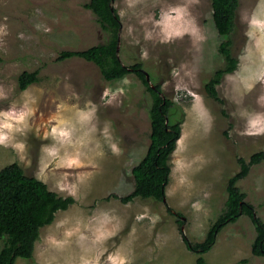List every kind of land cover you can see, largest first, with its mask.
Masks as SVG:
<instances>
[{
	"label": "rangeland",
	"instance_id": "obj_1",
	"mask_svg": "<svg viewBox=\"0 0 264 264\" xmlns=\"http://www.w3.org/2000/svg\"><path fill=\"white\" fill-rule=\"evenodd\" d=\"M87 2L0 0V26L7 25L8 32L7 36L0 37V57L5 60L0 62V86L8 95L7 100H0V110L6 111L13 104L17 109L27 104L34 110L29 120L31 131L26 136L17 137L27 144L26 161L21 163L10 148H0V169L17 162L25 174L37 177L41 159L44 163L49 160L41 148L51 146L53 141L42 137L51 127L49 119L57 113V105H64L60 116L72 122H75L77 110L87 111L91 106L96 108L92 120L96 132L91 136L92 143L81 149L85 167L57 168V162L53 161L43 179L51 191L62 197H71L56 188L58 182H63L65 174L69 184L77 183L76 177L80 174L91 176L78 185L75 203L66 210L58 211L55 220L41 228L33 258H18L15 264H79L81 256L91 258L103 248L107 251L100 264H107V255L116 253L118 249L131 264H197L199 255L187 248L183 235L193 243L205 239L223 211L228 181L240 169L238 159L248 161L252 154L264 151V136L239 134L245 129L248 114L264 112V105L257 103L258 98L264 95V85L256 83L250 92L244 86V82L252 83L249 77L259 64L255 37L250 39L246 35L250 31L247 21L253 15H264V0H239L232 35V49L239 63L238 68L225 74L217 85L222 102L206 92V83L224 65V58L218 50L221 37L213 22L212 0H199L198 4L190 7L205 39L194 41V38L185 35L183 39L170 43L160 42V29L154 25L160 20L162 12L185 3V0L114 1L117 12H125L123 17L119 14L120 60L126 65L141 62L152 77L151 83L160 84L163 95L173 101L178 99L175 104L178 106V117L182 118L178 141L182 134L187 135L183 150L178 151L176 144L173 152L176 155L172 153L170 156L171 173L164 202L138 197L128 203H123L119 197L133 190L132 167L145 156L150 144L151 96L135 73L107 81L94 62L78 56L58 60L63 51L84 50L108 40L93 12L85 6ZM128 3L133 6L129 7ZM46 28L50 31L46 32ZM147 32L152 34L149 40L145 39ZM21 33L23 39L18 38ZM143 51L147 52L146 59L142 56ZM174 70L179 72V76L173 75ZM24 71H39V80L22 90L18 78ZM186 72L190 75H185ZM177 85L181 89L179 92L176 91ZM185 87L203 97L204 108L212 117L210 132L205 133L206 122L200 121L197 110L193 109L192 97L183 90ZM106 89L110 90L111 104L102 99ZM120 89L124 94H116L112 98V94ZM106 126L110 130L111 141H105L101 135ZM82 131L77 135H82ZM97 141L102 146L103 158L96 156ZM109 143L118 145L121 150L119 156L112 154ZM197 156H202L204 162H196L183 173L192 186H179L177 180L180 173L173 176V161L192 162ZM93 164L97 167H92ZM239 185L245 201L253 205L256 216L264 222V162L252 166ZM205 193L209 194L207 199ZM196 201H201L204 206L200 212L192 208ZM105 215L115 218L106 227H118L119 231L103 248L92 247L90 240L81 244L76 236L62 250L50 248L45 243L49 236L63 240L64 231L76 227L78 223L81 232L91 237V232L83 226L98 227ZM141 215L148 218L138 221L137 217ZM178 219L183 221L182 225ZM62 221L65 222L64 227L57 228ZM256 235L252 219L242 215L217 233L215 244L204 255L206 264H264V256L252 253ZM2 247L3 242L0 241V249ZM41 253L42 256L39 255Z\"/></svg>",
	"mask_w": 264,
	"mask_h": 264
},
{
	"label": "trees",
	"instance_id": "obj_2",
	"mask_svg": "<svg viewBox=\"0 0 264 264\" xmlns=\"http://www.w3.org/2000/svg\"><path fill=\"white\" fill-rule=\"evenodd\" d=\"M114 1L88 0L85 5L93 12L99 27L108 35V40L84 50L63 51L58 60L78 56L94 62L107 81L122 79L127 74L135 73L146 86L151 96L150 144L145 156L132 167L133 190L119 198L123 203L138 197L164 202L171 173L170 156L176 149L181 135L182 118L178 117V106L175 102L163 95L161 85L155 84L154 88L149 85L146 79L147 71L141 62L126 65L120 60L117 47L121 21ZM212 8L213 22L221 37L218 50L224 58V65L218 68L206 83V92L210 97L222 102L217 85L225 74L234 72L239 63L232 49L239 0H212ZM4 61L0 57V62ZM38 73L39 71H24L20 74L18 78L20 88L24 90L38 82ZM238 162L240 169L230 177L226 187L227 200L223 211L208 230L205 239L193 243L183 235L187 248L199 255L197 264H206L204 255L215 244L217 233L244 214L252 219L257 231L252 253L264 256V222L256 216L253 205L245 201L244 192L239 185V182L248 176L252 166L264 162V151L252 154L248 161L239 158ZM112 196L118 198L116 194ZM73 203H75L73 197L59 196L37 177L25 174L17 162L0 169V241L3 242L0 249V264H15L18 258H33L41 228L51 224L58 211L68 209ZM176 215L181 217L180 213ZM178 223L182 225L183 221L178 219Z\"/></svg>",
	"mask_w": 264,
	"mask_h": 264
},
{
	"label": "clouds",
	"instance_id": "obj_3",
	"mask_svg": "<svg viewBox=\"0 0 264 264\" xmlns=\"http://www.w3.org/2000/svg\"><path fill=\"white\" fill-rule=\"evenodd\" d=\"M199 0H185V3L177 5L175 7H169L166 12H162L160 20L156 21L154 27L159 28V35L161 36V43H170L176 39H183L185 35H188L191 38H194V41H203L205 37L200 34V30L196 25L195 18L190 12V7L193 4H198ZM129 7H132V3H128ZM121 17L125 15L124 11L119 13ZM248 27L250 29L246 35L252 39L255 37V48L259 53V64L258 68L254 74H252L249 79L252 83L244 82V86L247 91H251L256 83L264 85V15L256 16L253 15L251 19L247 21ZM45 31H50V29H45ZM132 29L129 28V33ZM7 25L0 26V37L7 36ZM20 39H23V34H19ZM152 38V34L147 32L145 34V39L149 40ZM143 58H147V52H142ZM184 67L183 65L181 66ZM174 76H179V72H173ZM185 75H190V73H185ZM125 84L128 83L127 80L124 81ZM192 97L193 109L197 110L198 117L200 121L206 122L204 131L208 133L211 131V122L212 117L208 113L207 109L203 105V97L197 95L196 93L190 91L185 87L183 89ZM176 91H181L180 86L177 85ZM116 94L123 95V90L120 89L117 93L112 94V98ZM110 90L106 89L103 93L102 99H106L108 104H111L112 99L109 98ZM8 95L3 86H0V100H7ZM178 102V99L174 100ZM258 104L264 105V95L260 96L257 100ZM64 109V105H57V113L50 117L49 124L51 127L49 130L44 132L43 139H51L53 144L51 146H42L41 152L45 154L49 160L48 163L43 162L41 159L40 172L37 175V179L41 180L44 183H47L43 179L44 173L53 161H56L57 168L63 169H80L85 167V164L81 157L83 153L82 148L88 147L92 143L91 136L96 132L95 125L92 124V120L95 117L96 108L91 106L90 110H77L75 122L66 120L60 116V112ZM34 115V110L28 107L27 104L23 108L17 109L15 104L10 106L6 111L0 110V148L11 149L17 154L21 163H24L27 159V144L24 140L17 139L18 136H26L29 131H31L29 120ZM246 126L243 132L239 133L242 136L248 137H257L264 136V112L248 114L246 116ZM89 125H91L89 127ZM79 126V127H78ZM86 129V130H84ZM83 130V131H82ZM39 131V129H37ZM82 131V135H77L78 132ZM101 135L105 141H111V134L109 128L106 126ZM187 138L186 134H182L181 139L177 142L178 151L183 150L184 141ZM110 150L113 155L119 156L121 150L116 143H109ZM69 149L71 151H69ZM96 156L103 158L104 152L102 150L101 144L97 141L95 143ZM63 151V155H61ZM175 156L176 153H173ZM203 161L202 156H197L192 162H185L183 160H174L173 176L177 173H180L177 183L179 186L183 187L188 185L191 187V181L183 173L191 169L193 164L196 162ZM28 161V165H30ZM206 163V162H205ZM92 167H97L93 164ZM200 169H197L199 171ZM91 174H87V177H90ZM84 174H80L76 177L77 183L69 184L67 183L68 176L65 174L63 182H58L56 188L59 192L67 194L74 199L77 197L78 185L83 183L87 178ZM208 193H205V199L208 198ZM203 204L201 201H196L192 204V208L196 212L203 210ZM148 218L147 215H141L137 217L138 221H142ZM115 219L109 218L105 215L103 221H101L98 227L92 228L89 225H84L86 231L91 232V237L84 235L81 232V225L78 223L76 227L67 229L64 231L63 240H57L53 236L46 238L45 243L53 249L62 250L65 245L70 241L74 236L78 238V242L83 244L85 241H89L92 247L100 246L103 248V245L112 237H114L119 231L118 227L108 229L106 226L112 223V220ZM153 223L155 220L152 221ZM65 222H60L57 224V228L64 227ZM89 251V249H85ZM107 251L106 248H103L102 251L98 252L95 256L89 258L88 256H81L79 264H100V259L104 256V253ZM42 256L43 254H39ZM107 264H131L128 257L121 255L119 249L116 253L107 255Z\"/></svg>",
	"mask_w": 264,
	"mask_h": 264
},
{
	"label": "water",
	"instance_id": "obj_4",
	"mask_svg": "<svg viewBox=\"0 0 264 264\" xmlns=\"http://www.w3.org/2000/svg\"><path fill=\"white\" fill-rule=\"evenodd\" d=\"M120 32H121V28H120V31H119V41H118V47H117V50H118V51H119V45H120ZM146 79H147L149 85H150L152 88H154L155 85L151 83V78H150V75H149L148 72H146Z\"/></svg>",
	"mask_w": 264,
	"mask_h": 264
}]
</instances>
